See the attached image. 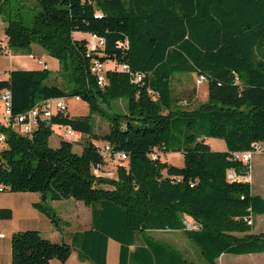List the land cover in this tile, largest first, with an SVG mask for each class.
I'll return each instance as SVG.
<instances>
[{
  "label": "trees",
  "instance_id": "trees-1",
  "mask_svg": "<svg viewBox=\"0 0 264 264\" xmlns=\"http://www.w3.org/2000/svg\"><path fill=\"white\" fill-rule=\"evenodd\" d=\"M0 17L12 50L37 43L61 64L60 83L48 82V69L13 70L0 79V95L11 91L14 114L49 98L78 96L88 104V114L68 109L52 117L85 135L80 153L64 139L51 146L54 130L45 121L31 135L0 125L4 190L74 198L91 208V227L73 237L81 260L106 264L113 239L120 264H196L154 230L183 232L210 264L226 253H264V232L254 233L246 219L264 214V197L250 181L227 178L231 168L243 177L251 171L233 152L264 147V0H0ZM77 31L89 37L77 39ZM92 35L105 44L91 50ZM94 58L115 64L104 86L92 72ZM137 72L142 79L134 81ZM185 73L207 78L208 100L193 109L174 98L173 79ZM124 98L126 112L106 109ZM95 115L109 121L102 135ZM208 138L223 139L226 150H213ZM105 141L128 154L114 177L93 173ZM169 151L181 152L183 165L163 160ZM38 207L57 228L68 223L50 205ZM186 216L200 224L198 231L185 227ZM72 251V244L35 229L12 235V264L66 262Z\"/></svg>",
  "mask_w": 264,
  "mask_h": 264
},
{
  "label": "crops",
  "instance_id": "crops-1",
  "mask_svg": "<svg viewBox=\"0 0 264 264\" xmlns=\"http://www.w3.org/2000/svg\"><path fill=\"white\" fill-rule=\"evenodd\" d=\"M5 23L0 17V39H6L7 37L4 33ZM73 36L77 39L88 38V33L83 32H74ZM42 61V63H40ZM46 66V67H45ZM106 70L113 69L115 64L113 61L105 62ZM48 69L51 71L50 80L52 83H60L62 78L60 76L61 64L59 60L53 56H51L41 45L37 43H33L31 48L26 52L14 51L11 49V54H1L0 53V79H7L9 74L13 70H43ZM71 101H74L72 103ZM81 100H77L75 98L68 99L69 110L72 115H76L72 113V108L75 104L79 103ZM62 133L63 126L61 128H57ZM55 135V137H54ZM54 137V142L52 138ZM85 139V135L81 142H79L80 149L76 152H81L83 149V142ZM62 140L59 134L54 133L50 139V144L53 147H57ZM207 143L210 144V138L206 140ZM211 146V145H210ZM225 149L219 150L224 151ZM259 158L264 159V152L259 154ZM252 164V160L251 163ZM255 193V192H254ZM259 194V193H256ZM261 195V193H260ZM263 196V195H261ZM67 201V200H51V199H43V194L39 192L32 191H0V210H9L11 215L9 217L0 216V234H4V237H0V264H12V235L17 231L35 229L41 232V234L52 241L61 242L66 241L73 245V251L71 256L66 262H61L58 259H52L51 264H94L90 261L81 260L79 257V250L76 245L73 244L74 234L78 231H82L91 227V208L86 206H80L81 213L85 217V221L83 222V226L81 229H76L72 232V235L67 237L64 233L67 231L68 226L70 225V221L68 215H62L59 213L58 215L68 223L66 225H62L61 228H57L55 224L52 222L50 217L40 210L38 207L42 204H48L51 207L55 208L58 203ZM73 212H76V209H71ZM57 212V211H56ZM77 218H80L81 214L76 213ZM254 233H260L255 232ZM180 232V231H179ZM183 233V232H182ZM184 234V233H183ZM135 246H131V250H134ZM229 254V253H226ZM256 254H264V253H256ZM225 255V254H223ZM235 255V254H232ZM250 255V254H245ZM222 256V255H221ZM120 244L113 240L108 239L107 243V257L106 264H120ZM220 258V257H219ZM239 264V263H237Z\"/></svg>",
  "mask_w": 264,
  "mask_h": 264
},
{
  "label": "rangeland",
  "instance_id": "rangeland-1",
  "mask_svg": "<svg viewBox=\"0 0 264 264\" xmlns=\"http://www.w3.org/2000/svg\"><path fill=\"white\" fill-rule=\"evenodd\" d=\"M199 76L195 73H185V74H176L173 79V89H174V98L180 108L184 109H193L199 104L208 100V91L207 83H201L199 85ZM51 83V80L48 81ZM71 99V98H69ZM74 103V101H71ZM127 99H119L112 102V106L105 105L106 109L109 112H118L124 113L127 110ZM72 113L76 115H83L89 113L88 104L81 100L79 103L75 104L72 108ZM94 121V130L97 134H104L109 127V121L106 118H101L98 115H95L93 118ZM176 135H181V129L179 126L175 125L173 128ZM194 131V130H192ZM56 133L59 134L60 130L56 128ZM55 137V135H54ZM54 137L52 141L54 142ZM85 141V139H84ZM83 144V143H82ZM210 145L213 150H222L226 148L225 141L220 138H210ZM3 145L0 144V148ZM74 148L76 151H79V143H74ZM259 153H255L252 158L251 164V184L252 189L255 193H261L264 197V159L259 158ZM162 159L169 161L176 165H183L184 159L181 152L169 151L162 155ZM58 203L55 211L57 213H62V215H68L69 221L71 222L68 226L67 231L64 235L67 237L72 235L76 229H81L85 217L81 213L80 206H86L83 201L76 200L74 198L64 199ZM76 209V212L68 209ZM81 214L80 218H77L76 213ZM66 213V214H64ZM253 230L255 232L264 231V214H256L253 217ZM150 234L155 238H158L171 246L178 248L183 254L190 260H193L196 264H210L204 257L201 255L198 247L190 241L181 231H151ZM218 264H264V254H250V255H232L225 254L222 255L217 260Z\"/></svg>",
  "mask_w": 264,
  "mask_h": 264
},
{
  "label": "built area",
  "instance_id": "built-area-1",
  "mask_svg": "<svg viewBox=\"0 0 264 264\" xmlns=\"http://www.w3.org/2000/svg\"><path fill=\"white\" fill-rule=\"evenodd\" d=\"M105 44V38L97 35L91 36L90 49L94 50L97 47H102ZM0 53L1 54H11V48L6 39H0ZM42 63V61H40ZM46 67V66H45ZM92 72H94L98 77V83L104 86L106 83V69L104 63L98 59L94 58L92 60L91 66ZM121 70L129 71V67L126 64L120 66ZM133 80L139 81L142 79V74L137 72L133 73ZM199 75V85L201 83L207 82V78L203 74ZM151 92V90H149ZM80 100V97H74ZM66 97L60 98H49L47 100L41 101L36 104L32 109L24 113L14 114L12 110V95L9 89H4L0 95V125L8 126L13 129L19 130L23 134L31 135L36 129L40 121H45L48 125L52 127L54 133H56V128H61L57 124H53L52 117L54 114L60 111H66L69 109V103ZM62 133H59L62 139L71 141L73 143H79L83 139L84 134L77 131L69 126H63ZM6 141V135L0 130V144L4 145ZM100 153L103 156V162L93 166V173L97 176L114 177L116 175V166L118 164L124 163L128 160V154L124 151L114 150L109 142H102L99 146ZM264 152V147L260 143H253L252 149L244 151L233 152V159L240 160L244 164L251 163L253 155L255 153ZM156 157V154L154 155ZM227 178L229 180L245 179L247 181L251 180V176L248 175L243 177L239 175L235 169H229L227 171ZM4 187L0 184V191H3ZM250 225H253V218H246ZM183 223L188 230L198 231L200 229V224L193 220L192 218L186 216L183 219ZM0 237H4V234H0Z\"/></svg>",
  "mask_w": 264,
  "mask_h": 264
},
{
  "label": "water",
  "instance_id": "water-1",
  "mask_svg": "<svg viewBox=\"0 0 264 264\" xmlns=\"http://www.w3.org/2000/svg\"><path fill=\"white\" fill-rule=\"evenodd\" d=\"M43 199H44V200L46 199V196H45V195H43Z\"/></svg>",
  "mask_w": 264,
  "mask_h": 264
},
{
  "label": "bare ground",
  "instance_id": "bare-ground-1",
  "mask_svg": "<svg viewBox=\"0 0 264 264\" xmlns=\"http://www.w3.org/2000/svg\"><path fill=\"white\" fill-rule=\"evenodd\" d=\"M128 67V66H127ZM199 81V80H198ZM188 229V228H187Z\"/></svg>",
  "mask_w": 264,
  "mask_h": 264
}]
</instances>
